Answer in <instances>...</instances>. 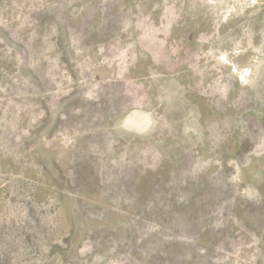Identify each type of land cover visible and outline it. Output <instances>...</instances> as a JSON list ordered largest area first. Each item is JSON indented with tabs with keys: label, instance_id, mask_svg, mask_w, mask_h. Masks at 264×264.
<instances>
[{
	"label": "rangeland",
	"instance_id": "1",
	"mask_svg": "<svg viewBox=\"0 0 264 264\" xmlns=\"http://www.w3.org/2000/svg\"><path fill=\"white\" fill-rule=\"evenodd\" d=\"M0 264H264V0H0Z\"/></svg>",
	"mask_w": 264,
	"mask_h": 264
}]
</instances>
